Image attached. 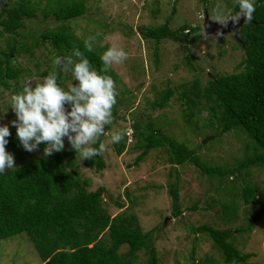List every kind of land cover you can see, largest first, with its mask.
<instances>
[{
	"label": "rangeland",
	"instance_id": "1",
	"mask_svg": "<svg viewBox=\"0 0 264 264\" xmlns=\"http://www.w3.org/2000/svg\"><path fill=\"white\" fill-rule=\"evenodd\" d=\"M14 1L16 0H7L5 3L0 0V10ZM83 1L87 7L83 17L64 23L69 32L83 43L89 36L96 35L92 50H101L102 54L109 47H122L127 52V59L123 63L111 67L116 76L119 92L117 113L120 117L111 131L119 127L129 129L133 124V117L138 115L142 121L156 123L165 136L195 149L197 157L204 163L232 167L237 161L243 160L252 140L239 129L214 137V132L202 127L201 122L198 124L201 128L199 127L197 131L196 125L187 124L182 117V112L188 108L181 96L184 93L189 94L188 91L197 76L200 79V88L203 89L205 82L201 76L204 74L225 75L238 71L242 49L239 48L234 36L224 35L222 38L219 35L206 36L203 29H194L191 34L200 35L202 38L189 46V50L196 57L192 64L197 72L184 65L187 52L180 44L161 40L156 45L155 41L146 40L142 36L143 28L160 26L169 17H171L169 26L172 30L183 26L201 27L206 15L210 21L217 23L218 17L227 19L229 13H234L237 0ZM42 3L45 5L46 0ZM60 25L63 24L51 18L44 20L39 14L36 19L26 22L24 28L19 31L21 36L32 35L31 39L16 38L20 44H25L27 52L20 51V54L12 57L16 65L26 72L18 78V86H14V81L10 80L11 89L5 90L0 87V113L9 106L10 96L22 91L24 82L31 80L34 86L45 77L42 75L44 71L58 70L53 63L55 54L52 47L49 44H41L39 35ZM9 41L10 38L6 35L0 37V52L6 51ZM218 50L221 54H218ZM156 59L158 62H155ZM58 72L62 79L61 88L67 90L72 82L77 83L73 80L70 67ZM166 89L173 91L167 106L151 110V103L159 99ZM195 114L206 119L209 116L206 108H202L200 113L195 111ZM15 119L14 112L9 108L7 112L0 114V125H7L10 131L15 130L11 124ZM192 120L195 122L196 118ZM108 133L109 131H106L101 140V143L107 145V149L102 152L104 170L96 172L85 167L84 159L80 160L79 153L76 155L77 170L81 178L89 181L88 191L104 188V195L108 198H103V204L112 217L124 213L134 214L143 232H153L159 264H191L189 257L193 247L196 261L208 257L222 264L223 260L214 249L211 240L205 235L193 233L192 229L202 225L218 230L226 228L233 230L240 225L250 226L249 233L236 234L239 235L235 236L234 243L240 253L251 255L248 264H264V196L257 194L256 199L260 197V201L252 206H245L243 201L238 199L239 221L223 223L217 217V210L224 192L220 190L221 186L217 180L203 175L191 164L176 166L169 163L164 157L161 158L165 155V150H152L137 166L133 165L141 152L132 147L135 140L133 144H127L122 155L116 156ZM127 133L132 134L131 129ZM64 144L68 151L71 145L67 138ZM9 153L14 157L12 152ZM16 165L18 162L14 157V166ZM242 175L247 183L258 187V190L264 189L262 169L253 167L250 174ZM170 184H176L178 187L179 206L182 211L178 219L170 218L172 211L168 193ZM116 202L123 207L119 208ZM254 215L256 220L253 218ZM127 250V246H122L119 252L124 253ZM145 260L143 252L138 253V264H144ZM0 264L43 263L39 260L30 239L22 233L0 242Z\"/></svg>",
	"mask_w": 264,
	"mask_h": 264
},
{
	"label": "trees",
	"instance_id": "2",
	"mask_svg": "<svg viewBox=\"0 0 264 264\" xmlns=\"http://www.w3.org/2000/svg\"><path fill=\"white\" fill-rule=\"evenodd\" d=\"M42 1L16 0L0 10V37L6 35L10 38L6 51L0 52L2 89L12 88L10 80L14 81V86H18V78L26 72L12 58L20 54V51L27 52L25 44H20L16 38L31 39L32 35L21 36L19 31L26 22L36 19L39 14L44 20L51 18L63 24L39 35L41 44L52 47L54 58L71 55L72 49L79 48L97 71L103 67L101 50L88 51L84 43L64 26L66 22L83 17L87 10L85 1L46 0L45 5ZM238 11L236 5L233 15ZM170 20L171 17L160 26L143 28L142 36L146 40L155 41L156 45L161 40L180 44L187 52L184 65L197 72L192 64L196 57L189 50V46L202 40L200 35L191 34L194 29L201 30L202 27L183 26L172 30L169 26ZM239 39L242 59L238 64V71L225 75L204 74L201 76L205 82L203 89L200 88V79L197 76L188 91L189 94L184 93L181 97L188 108L182 112V117L187 124L196 125L197 131L201 128L198 126L201 122L202 127L214 132V137L239 129L252 140L243 160L237 161L232 167L204 163L197 157L195 149L165 136L156 123L142 121L138 115L133 117V124L129 129L119 127L114 130H123L124 139L119 144L110 143L115 155L120 156L125 152L127 144H133L135 140L132 147L141 152L133 165L137 166L152 150H165L166 153L161 158L164 157L169 163L176 166L191 164L203 175L217 180L220 190L224 192L219 201L217 217L223 223L229 224L240 219L238 199L245 206H252L260 201V197L256 199L257 194L264 196V189L258 190V187L247 183L242 177L243 173L250 174L253 167L264 171V0H256L253 21L242 25ZM157 49L156 46L155 50ZM218 54H221L219 50ZM156 57L158 58L157 53ZM208 57L210 58L209 55ZM55 71L57 70L44 71L42 75L47 76ZM107 74L116 80L112 69ZM57 83L59 86L62 83L59 72ZM172 96L173 91L166 89L159 99L151 103V110L165 108ZM117 104L118 102L113 108V123L106 126L105 130L109 131V140L114 132L111 128L120 120ZM202 108L208 109L207 119L195 114V111L200 113ZM193 118H196L195 122ZM130 129L132 134L128 135ZM10 133L5 147L6 151L14 154L18 165L14 169H6L4 175H0V242L25 234L43 264H138L140 252L146 257L144 264H159L153 232H143L134 214L124 213L112 217L103 204V198H108L104 195V188L88 191L89 181L81 178L77 170L78 153L69 147L68 151L64 148L60 152L44 156V144L37 150L28 152L16 138V130H11ZM101 140L102 137L100 143ZM83 164L89 169L101 172L105 168L102 152L92 159H84ZM168 193L172 207L170 218L178 219L182 211L177 185L170 184ZM115 204L119 208L123 207L118 202ZM253 218L256 220V216ZM192 231L195 235H205L211 240L223 260L222 264H248L251 255L240 253L234 242L235 236L249 233L250 226L240 225L233 230H218L202 225ZM237 233L239 234L236 235ZM122 246L128 248L124 253L119 252ZM194 252L195 247L189 257L191 264H220L208 257L196 261Z\"/></svg>",
	"mask_w": 264,
	"mask_h": 264
},
{
	"label": "clouds",
	"instance_id": "3",
	"mask_svg": "<svg viewBox=\"0 0 264 264\" xmlns=\"http://www.w3.org/2000/svg\"><path fill=\"white\" fill-rule=\"evenodd\" d=\"M238 13L228 14V18H217L224 24L229 19L238 21L241 17L251 23L256 11V0H237ZM98 35V34H97ZM96 35L84 41L88 51H92ZM103 67L97 71L79 48L72 49L71 55L56 56L53 63L57 71L50 72L40 83L33 86L31 80L22 84V91L10 96L9 108L16 119L11 121L15 127L16 138L24 150L35 151L44 144V156L64 149V140L81 159H92L107 149L100 143L106 126L113 123V108L119 95L116 81L107 73L112 65L123 63L127 52L122 47H109L100 57ZM70 67L73 80L67 90L58 83V71ZM103 73V74H102ZM11 135L7 125H0V175L5 170L14 169V157L6 151L8 137ZM125 137L123 130L114 131L110 143L119 144ZM98 145V146H97Z\"/></svg>",
	"mask_w": 264,
	"mask_h": 264
},
{
	"label": "water",
	"instance_id": "4",
	"mask_svg": "<svg viewBox=\"0 0 264 264\" xmlns=\"http://www.w3.org/2000/svg\"><path fill=\"white\" fill-rule=\"evenodd\" d=\"M245 23V19L241 17L238 21H232L229 19L226 23L221 24L219 22H212L208 19L207 15L201 25L203 32L206 36L209 35H219L221 38L224 35L234 36L237 43H241L239 39V29Z\"/></svg>",
	"mask_w": 264,
	"mask_h": 264
}]
</instances>
